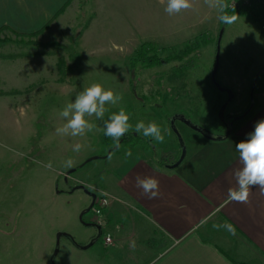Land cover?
<instances>
[{"label": "rangeland", "instance_id": "1", "mask_svg": "<svg viewBox=\"0 0 264 264\" xmlns=\"http://www.w3.org/2000/svg\"><path fill=\"white\" fill-rule=\"evenodd\" d=\"M193 5L169 16L159 0H69L41 33L0 29V264H50L55 248L54 264H124L125 238L108 255V244L102 241L106 233L116 239L125 233L113 229L114 219L106 226L104 209L102 233L96 238L99 217L90 208L89 195L108 191L104 181L110 149L148 148L135 141L114 149L104 135V121L121 107L130 116L129 132L136 133L137 122L152 119L165 130V141L150 139L148 148L151 155L166 157L164 161L180 155L169 123L172 115L181 114L216 137L228 132L220 117L233 122L230 134L253 114L264 82V73H259L264 66V21L236 16L222 26L217 11L203 0H193ZM168 24L175 26V34L170 46L162 48ZM221 29L215 82L233 94L222 113L227 94L210 78ZM142 43L152 44L160 57L185 45L195 48L179 59L137 67L132 73L129 62ZM93 83L122 100L106 105L103 120L88 118L96 125L93 132L75 138L57 135L56 128L65 122L59 116L63 106ZM250 106L249 114L238 118ZM174 126L185 154L206 138L179 120ZM76 143L84 145L79 153L73 151ZM68 158L74 160L71 168L64 167ZM49 162L51 169L46 167ZM59 232L80 246L65 235L56 245ZM92 238L93 245L81 247Z\"/></svg>", "mask_w": 264, "mask_h": 264}, {"label": "crops", "instance_id": "2", "mask_svg": "<svg viewBox=\"0 0 264 264\" xmlns=\"http://www.w3.org/2000/svg\"><path fill=\"white\" fill-rule=\"evenodd\" d=\"M68 1L0 0V29L41 33ZM165 29L162 48L170 46L175 34L174 25ZM263 83L253 114L239 121L236 131L221 140L206 137L195 143L172 169L159 166L148 148L108 152L104 192L111 198L105 208L106 226L114 219L113 229L125 235L116 239L106 233L111 243L104 247L105 254L125 238L124 264H264V194L254 187L248 204L228 199V189L235 186L232 171L240 166L236 143L264 119ZM128 151L131 156H126ZM138 175L159 181L157 198L149 199L136 186ZM214 223H231L235 235L214 229ZM98 231L102 233V227Z\"/></svg>", "mask_w": 264, "mask_h": 264}, {"label": "clouds", "instance_id": "3", "mask_svg": "<svg viewBox=\"0 0 264 264\" xmlns=\"http://www.w3.org/2000/svg\"><path fill=\"white\" fill-rule=\"evenodd\" d=\"M159 2L165 5L164 12L169 16H176L192 10L194 7L193 0H159ZM203 2L209 8L217 11L221 23L227 25L235 21L236 17L228 13L229 4L226 0H203ZM121 100V95L111 89H105L102 84H91L80 91L74 101L63 106L59 116L65 122L56 128V134L75 138L93 132L96 125L88 118L94 116L97 120H103L106 111H108L106 105L115 106ZM129 120L130 116L121 107L118 112L112 113L104 121V135L111 138L117 147L121 138L133 128ZM134 131L156 142L163 143L165 141V130L155 121L148 123L139 121L135 124ZM83 147L84 145L81 143H76L73 146V151L79 153ZM236 151L239 154L240 166L232 171L235 186L228 189V199L236 203L248 204L250 203L251 190L254 187L259 188L261 194H264V119L256 122L254 129L247 134L246 139L236 143ZM131 155V151L126 153V156ZM73 166V159L65 160L64 167L71 168ZM46 167L51 169V162ZM136 186L142 189L149 199H155L160 195L159 181L154 177L138 175ZM212 226L217 230L224 228L230 234L235 235V227L231 223H214Z\"/></svg>", "mask_w": 264, "mask_h": 264}, {"label": "trees", "instance_id": "4", "mask_svg": "<svg viewBox=\"0 0 264 264\" xmlns=\"http://www.w3.org/2000/svg\"><path fill=\"white\" fill-rule=\"evenodd\" d=\"M227 2V0H226ZM229 15L232 16H249L254 22H262L264 21V0H248L247 4H238L233 7L228 8ZM220 25L224 26L225 24L219 21ZM36 34V33H32ZM31 34V35H32ZM195 48L190 45H185L183 49L173 55H167L165 57H160L156 53V48L149 43H142L139 48L136 49L134 56L129 62V70L130 72H134L137 67L140 68H149L154 66H159L166 64L172 60L179 59L181 56L191 52ZM135 141H140L146 143L148 148H152V144L150 143V139L143 138L139 134L128 132L125 136H123L120 140V143L130 144ZM116 148V147H115ZM114 148V149H115ZM113 149H110L111 151ZM164 156L162 158L160 156H155V160L159 166H165L174 163L175 161H164ZM67 237L71 239L74 245L80 246L72 240V237L67 234ZM100 237L97 236V238ZM93 241V238L90 240Z\"/></svg>", "mask_w": 264, "mask_h": 264}, {"label": "water", "instance_id": "5", "mask_svg": "<svg viewBox=\"0 0 264 264\" xmlns=\"http://www.w3.org/2000/svg\"><path fill=\"white\" fill-rule=\"evenodd\" d=\"M222 32L223 30L221 29L218 33V36H217V39H216V53H215V63H214V66L213 68L211 69V72H210V78H211V81L213 83V85L220 91V92H225L227 94V100L222 104V106L220 107L219 111L220 113H222L227 105V103L232 99L233 97V94L232 92L230 91V89L228 88H224V87H221L219 86L218 83L215 82V74H216V70H217V65H218V62H217V59H218V43H219V40L221 38V35H222ZM252 106V105H251ZM251 108V107H250ZM250 108L248 109V111L250 110ZM247 111V112H248ZM246 113L242 114L240 117L238 118H241L243 116H245ZM176 120H179L181 122H183L185 125H187L189 128L201 133V134H204L205 133V129H203L202 127H200L199 125H196L194 123H192L189 119H187L186 117H184L183 115L181 114H174L172 115L170 118H169V123H170V127L172 129V131L176 134L178 140H179V143H180V155L178 157V159L172 163V164H169V165H166V168H169V169H172L174 167H176L184 158L185 156V147L183 145V142L179 136V133L178 131L176 130L175 126H174V122ZM229 132H227L224 136H217V137H211V136H206L207 138L209 139H215V140H221L223 139L224 137H226L228 135ZM96 157H92L91 159H94ZM74 169H71L69 172H73ZM78 188H83L81 185L78 186ZM85 190V189H84ZM87 191V190H85ZM88 193V192H87ZM90 197H91V204H90V208L92 207L93 205V199L95 198V194L94 193H91L89 194ZM81 216V215H80ZM95 225V224H94ZM97 226V225H96ZM99 229L100 227L97 226ZM62 235H65L67 236L66 233H62V232H59L56 234V245H58V240L60 238V236ZM101 235L100 231L97 233V236ZM97 238V237H96ZM94 240L95 238H93V241H90L87 245H83L81 246L82 248H86L90 245H92L94 243ZM57 254V248H55L54 252H53V255L52 257L50 258V264H54V260H53V257Z\"/></svg>", "mask_w": 264, "mask_h": 264}, {"label": "built area", "instance_id": "6", "mask_svg": "<svg viewBox=\"0 0 264 264\" xmlns=\"http://www.w3.org/2000/svg\"><path fill=\"white\" fill-rule=\"evenodd\" d=\"M227 3L229 4V7H233L238 5L239 3L243 5L247 4L248 0H227ZM110 198L111 197L108 194L103 193L102 195H95V198L93 199V205L91 208H94L96 215L99 217L94 224L99 227L103 225L100 217H102L103 210L109 205ZM103 242L105 244H110L111 238L109 236H106L103 238Z\"/></svg>", "mask_w": 264, "mask_h": 264}, {"label": "flooded vegetation", "instance_id": "7", "mask_svg": "<svg viewBox=\"0 0 264 264\" xmlns=\"http://www.w3.org/2000/svg\"><path fill=\"white\" fill-rule=\"evenodd\" d=\"M251 107V106H250ZM251 109L252 108H250V110L247 112L246 110L244 111V113H246L247 112V114L245 115V116H247L248 114H249V112L251 111ZM244 113H242V114H244ZM241 116V115H240ZM244 116V117H245ZM221 118V122L223 123V125H225L226 127H227V130H228V132H229V130L232 128V125H233V122L232 121H229L228 123L226 122V120H225V118H223V117H220ZM235 121V120H234ZM204 136H211V137H214V136H212L211 134H209V132H207L206 130H205V133L203 134ZM225 135V134H224ZM223 135V136H224ZM217 136H220V135H217ZM216 136V137H217Z\"/></svg>", "mask_w": 264, "mask_h": 264}]
</instances>
